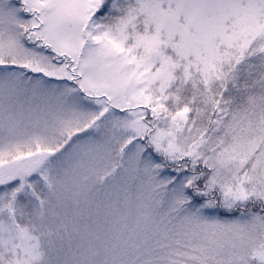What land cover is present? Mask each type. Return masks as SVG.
I'll return each instance as SVG.
<instances>
[{"label": "snow or ice", "instance_id": "obj_1", "mask_svg": "<svg viewBox=\"0 0 264 264\" xmlns=\"http://www.w3.org/2000/svg\"><path fill=\"white\" fill-rule=\"evenodd\" d=\"M0 264H264V0H0Z\"/></svg>", "mask_w": 264, "mask_h": 264}]
</instances>
